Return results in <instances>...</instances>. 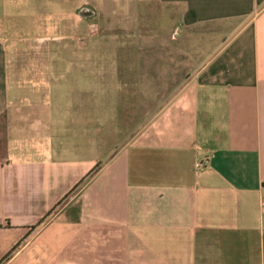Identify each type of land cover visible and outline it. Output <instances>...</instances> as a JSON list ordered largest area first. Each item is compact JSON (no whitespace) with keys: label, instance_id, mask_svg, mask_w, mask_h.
<instances>
[{"label":"crops","instance_id":"obj_1","mask_svg":"<svg viewBox=\"0 0 264 264\" xmlns=\"http://www.w3.org/2000/svg\"><path fill=\"white\" fill-rule=\"evenodd\" d=\"M21 1L0 0V259L47 247L62 217L70 257L49 264H264V0H133L175 13L206 58L111 142L91 65L9 62L15 18L62 6Z\"/></svg>","mask_w":264,"mask_h":264},{"label":"rangeland","instance_id":"obj_2","mask_svg":"<svg viewBox=\"0 0 264 264\" xmlns=\"http://www.w3.org/2000/svg\"><path fill=\"white\" fill-rule=\"evenodd\" d=\"M25 5L26 0H22L14 11L24 12ZM82 8L93 11V15L80 18L78 12ZM29 12L31 16L40 15L44 19H38L44 22L15 18L10 26L18 39L11 41L9 62L91 65L98 142L121 137L128 140L137 120L147 117L164 100L170 85L190 74L206 58L199 54L201 40L184 38L175 13L150 3L62 0L59 8L46 6ZM114 130L117 135L112 134ZM2 154L0 136V158ZM61 221L62 217L54 219L53 228ZM53 228L41 236L40 244L47 247L29 250L26 243H19L10 253L9 264H29L36 249L46 253L45 264L70 257L69 249H61L68 243V233L63 232L54 240Z\"/></svg>","mask_w":264,"mask_h":264},{"label":"water","instance_id":"obj_3","mask_svg":"<svg viewBox=\"0 0 264 264\" xmlns=\"http://www.w3.org/2000/svg\"><path fill=\"white\" fill-rule=\"evenodd\" d=\"M93 15V11L87 9V8H82L80 9V11L78 12V16L80 18H84V17H91Z\"/></svg>","mask_w":264,"mask_h":264},{"label":"trees","instance_id":"obj_4","mask_svg":"<svg viewBox=\"0 0 264 264\" xmlns=\"http://www.w3.org/2000/svg\"><path fill=\"white\" fill-rule=\"evenodd\" d=\"M15 247H13L7 254H5L1 259H0V264L7 261L10 257V253L11 251L14 249Z\"/></svg>","mask_w":264,"mask_h":264},{"label":"built area","instance_id":"obj_5","mask_svg":"<svg viewBox=\"0 0 264 264\" xmlns=\"http://www.w3.org/2000/svg\"><path fill=\"white\" fill-rule=\"evenodd\" d=\"M203 167V163H201V162H196L195 163V168L196 169H201Z\"/></svg>","mask_w":264,"mask_h":264}]
</instances>
